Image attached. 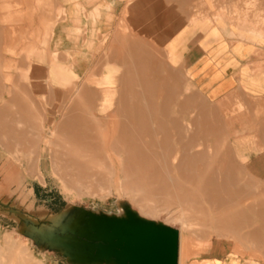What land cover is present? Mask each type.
I'll list each match as a JSON object with an SVG mask.
<instances>
[{
	"label": "crops",
	"instance_id": "0c3cea01",
	"mask_svg": "<svg viewBox=\"0 0 264 264\" xmlns=\"http://www.w3.org/2000/svg\"><path fill=\"white\" fill-rule=\"evenodd\" d=\"M90 147L227 239L203 264H264V0H0V194L80 185Z\"/></svg>",
	"mask_w": 264,
	"mask_h": 264
},
{
	"label": "rangeland",
	"instance_id": "374dc122",
	"mask_svg": "<svg viewBox=\"0 0 264 264\" xmlns=\"http://www.w3.org/2000/svg\"><path fill=\"white\" fill-rule=\"evenodd\" d=\"M90 143L88 142L87 145H90ZM92 153L91 147L85 150L83 159L85 165L81 169L86 176L89 175L88 180H84L86 177L83 174V182L79 185L75 183V178L71 180L79 175L78 171L63 173L67 180H71L68 183V188L64 189L55 173L47 175L32 174L31 177L35 180L29 182L30 189L20 190L19 196L11 201V205L37 219L40 225L48 224L50 215L62 213L72 215L79 208L109 215H122L124 205H129L143 218L166 224L181 231L180 264H203V261L207 259H220L226 256L220 253H210L209 251H211V246H220L227 239L193 236L195 233L197 235L208 233L205 230L204 222L192 221L190 223L184 221V225H182L183 222L177 220L181 209H178L174 204L176 199L170 197L171 190L163 192L169 196L164 195L162 198L160 194L155 196L152 193L148 194V198H146L136 191L126 195L121 188L122 181L118 178L114 181L113 176L108 172V159H98L92 156ZM55 160L53 159V161ZM90 161L93 162V165L89 168L88 163ZM53 167L55 170L61 169L59 164L55 165V162H53ZM101 189L104 191L103 195H100L99 190ZM140 207L145 209L141 210ZM18 218L21 219V216L8 218L0 215V264H13V256L18 253L17 249H23L20 257L24 259V264H68L61 254L49 252L45 248L37 246L27 236L26 224ZM242 241L241 238L231 239L232 244L238 242L241 245ZM9 252H12V254L10 253L12 256ZM9 256L10 258H8Z\"/></svg>",
	"mask_w": 264,
	"mask_h": 264
},
{
	"label": "water",
	"instance_id": "95a60500",
	"mask_svg": "<svg viewBox=\"0 0 264 264\" xmlns=\"http://www.w3.org/2000/svg\"><path fill=\"white\" fill-rule=\"evenodd\" d=\"M12 200L0 194V215L21 216L27 236L68 264H179L180 231L143 218L129 205L122 215L79 208L72 215H50L48 224L40 225Z\"/></svg>",
	"mask_w": 264,
	"mask_h": 264
},
{
	"label": "bare ground",
	"instance_id": "6f19581e",
	"mask_svg": "<svg viewBox=\"0 0 264 264\" xmlns=\"http://www.w3.org/2000/svg\"><path fill=\"white\" fill-rule=\"evenodd\" d=\"M197 7V6H196ZM191 26H193V25H191ZM152 57V56H151ZM153 58V57H152ZM150 59V58H149ZM154 59V58H153ZM153 63H155V62H153ZM149 64H150V62H149ZM156 64V63H155ZM145 65V64H144ZM153 66H154V64H153ZM156 66H158V65H156ZM155 66V67H156ZM160 67V66H159ZM166 67H167V65H166ZM154 71V70H153ZM155 72V71H154ZM166 82V81H165ZM165 86V85H164ZM191 93V92H190ZM187 94V93H186ZM183 95V94H182ZM189 95V94H188ZM134 96V95H133ZM134 98H136V97H134ZM165 98V97H164ZM189 98V97H188ZM193 98V97H192ZM183 99V98H182ZM135 99H133V101H134ZM181 100V99H180ZM184 100H185V98H184ZM144 101V100H143ZM186 101H187V99H186ZM135 102H136V100H135ZM148 102H150V100L148 101ZM144 103V102H143ZM145 103H147L146 102V99H145ZM187 103V102H186ZM186 103H184V104H186ZM190 103V102H189ZM133 105H135L134 103H133ZM180 105V104H179ZM187 105V104H186ZM185 105V106H186ZM190 105V104H189ZM196 105H197V103H196ZM133 107V106H132ZM179 107V106H178ZM184 107V106H183ZM153 108V107H152ZM151 108V109H152ZM191 108V107H190ZM134 109V108H133ZM133 109H132V112H133ZM142 109V108H141ZM140 109V110H141ZM197 109V108H196ZM200 109V108H199ZM234 109V108H233ZM241 109V108H240ZM139 110V109H138ZM144 110V109H143ZM142 110V111H143ZM149 110V109H148ZM181 110H182V108H181ZM186 110V109H185ZM190 110V109H189ZM233 111V110H232ZM134 112H135V109H134ZM238 113V112H237ZM135 114V113H134ZM139 114V113H138ZM146 114H148V113H146ZM187 115V114H186ZM146 116V115H145ZM150 117V115L148 114L147 115V117ZM152 116V115H151ZM196 116V115H195ZM134 117V116H133ZM136 117V116H135ZM153 117V116H152ZM161 117V116H160ZM195 118V117H194ZM134 120H135V118H133ZM143 120V119H142ZM155 120V119H154ZM194 120V119H193ZM150 121V120H149ZM154 121H152V123H153ZM159 122L161 123V120L159 119ZM196 122V121H195ZM137 123V122H136ZM151 123V122H150ZM155 123V122H154ZM164 123V122H163ZM184 123V122H183ZM143 124V123H142ZM197 126V125H196ZM142 127V126H141ZM152 127H153V125H152ZM175 127V126H174ZM180 127V126H179ZM203 127V126H202ZM138 128V127H137ZM154 128V127H153ZM152 128V129H153ZM186 128V127H185ZM140 129V128H139ZM190 129V128H189ZM165 130V129H164ZM175 131H176V129H175ZM189 130H187V132H188ZM134 132V131H133ZM152 132H153V130H152ZM197 132V131H196ZM203 132V131H202ZM201 132V133H202ZM157 133V132H156ZM208 133H209V131H208ZM207 133V134H208ZM159 134H161V133H159ZM138 135V134H137ZM204 136V135H203ZM209 136V135H208ZM148 137V136H147ZM197 138V137H196ZM205 138V137H204ZM149 139V138H148ZM155 139V138H154ZM200 139H202V136L200 137ZM205 139H207V138H205ZM160 140V139H159ZM197 140H199V139H197ZM140 141V140H139ZM150 141H152V140H150ZM176 141V140H175ZM142 142V141H141ZM154 142V141H153ZM187 142V141H186ZM195 143H197V141H194ZM143 144H144V142H142ZM149 143V142H148ZM177 143V142H176ZM201 143H203L202 141H201ZM201 143H200V145H201ZM152 144V143H151ZM189 144V143H188ZM191 144V143H190ZM204 144V143H203ZM134 145V144H133ZM140 145V144H139ZM155 145V144H154ZM177 145V144H176ZM181 145H182V143H181ZM152 146V145H151ZM191 146V145H190ZM205 146V145H204ZM148 147V146H147ZM158 147V145L156 146V148ZM193 147V146H192ZM192 147H190V148H192ZM235 147V146H234ZM185 148H186V146H185ZM190 148H188V149H190ZM196 148V147H195ZM152 149V148H151ZM153 149H155V148H153ZM176 149V148H175ZM158 150V149H157ZM163 150V149H162ZM233 150V149H232ZM164 151V150H163ZM168 151V150H167ZM174 151V150H173ZM193 151V150H192ZM196 151V150H195ZM148 152H150V151H148ZM190 152V151H189ZM137 153H139V152H137ZM156 153V152H155ZM157 153H159V152H157ZM161 153H163V152H161ZM160 154V153H159ZM176 154V153H175ZM174 154V155H175ZM184 154V153H183ZM189 154H191V152L189 153ZM137 155H140V154H137ZM146 155V154H145ZM168 155V154H167ZM166 155V156H167ZM232 155V154H231ZM153 156H154V154H153ZM158 156V155H157ZM182 156V155H181ZM193 156V155H192ZM145 157V156H144ZM233 157V156H232ZM154 158V157H153ZM188 158H190V157H188ZM202 158V157H201ZM204 158H205V155H204ZM151 159V158H150ZM235 159V158H234ZM147 160V159H146ZM155 160V159H154ZM180 160H181V158H180ZM143 161V160H142ZM153 160L151 159V162H152ZM198 161H200V160H198ZM150 162V161H149ZM169 162H171V161H169ZM204 162V161H203ZM158 163V162H157ZM194 163V162H193ZM146 164V163H145ZM239 164V163H238ZM148 165V164H147ZM164 165H165V163H164ZM173 165V164H172ZM190 165V164H189ZM193 165V164H192ZM228 166H229V164H227ZM170 166V165H169ZM202 166H204V163H203V165ZM155 167V165L153 166V168ZM175 167V166H174ZM183 167V166H182ZM196 167V166H195ZM201 167V166H200ZM199 167V169H201ZM137 168V167H136ZM157 168V167H156ZM235 168V167H234ZM134 169H135V167H134ZM160 169V168H159ZM158 169V170H159ZM167 168H165V170H166ZM190 169H191V167H190ZM203 169V168H202ZM226 169V168H225ZM161 170V169H160ZM169 170V169H168ZM167 170V171H168ZM163 171V170H162ZM184 171H185V169H184ZM190 171H192V170H190ZM157 172V171H156ZM175 172H176V170H175ZM186 172V171H185ZM224 172V171H223ZM171 173H172V171H171ZM170 173V174H171ZM182 173H184V172H182ZM194 173V172H193ZM204 173V172H203ZM170 174H168L169 176H170ZM136 175V174H135ZM155 175H157V174H155ZM173 175V174H172ZM178 175H179V173H178ZM187 175V174H186ZM186 175H185V177H186ZM79 177H78V180H82L83 179V176H81V175H78ZM137 176H139V175H137ZM162 176V175H161ZM136 177V176H135ZM174 177V176H173ZM176 177V176H175ZM174 177V178H175ZM132 178H134V177H132ZM156 178V177H155ZM173 178V179H174ZM181 178V177H180ZM227 178V177H226ZM162 179V178H161ZM167 179V178H166ZM231 179V178H230ZM84 180H85V178H84ZM186 180V179H185ZM164 182V181H163ZM171 182V181H170ZM169 182V183H170ZM176 182V181H175ZM178 182V181H177ZM192 182V181H191ZM173 183V182H172ZM171 183V184H172ZM205 183V182H204ZM243 183V182H242ZM165 184V183H164ZM177 184H180V183H177ZM224 184V183H223ZM193 185V184H192ZM243 185V184H242ZM147 186V185H146ZM162 186V185H161ZM169 186V185H168ZM173 186H174V183H173ZM176 186V185H175ZM135 187V188H134ZM165 187H166V185H165ZM180 187V186H179ZM182 187H184V185L182 186ZM195 187V186H194ZM146 188H148V187H146ZM164 188V187H163ZM171 188V187H170ZM169 188V189H170ZM196 188V187H195ZM202 188H203V186H202ZM135 189V190H134ZM145 189V188H144ZM151 189V188H150ZM165 189V188H164ZM153 190V189H152ZM157 190V189H156ZM159 190V189H158ZM176 190V189H175ZM178 190V189H177ZM189 190V189H188ZM205 190V189H204ZM233 190V189H232ZM231 190V191H232ZM237 190H238V188H237ZM249 190V189H248ZM133 191H136L137 193H140V185L139 184H135L134 182H133ZM155 191V190H154ZM160 191V190H159ZM166 191V190H165ZM235 191H236V188H235ZM176 192V191H175ZM174 192V193H175ZM184 192V191H183ZM185 192H186V190H185ZM189 192V191H188ZM206 192V191H205ZM233 192V191H232ZM231 192V193H232ZM156 193H158L159 194V192H156ZM162 193V192H161ZM203 193V192H202ZM242 193V192H241ZM142 195H143V197H146V198H148V196H147V194H146V192H142L141 193ZM157 194V195H158ZM168 194V193H167ZM188 194V193H187ZM194 194V193H193ZM192 194V195H193ZM247 194V193H246ZM180 195V194H179ZM184 195V194H183ZM205 195V194H204ZM233 195V194H232ZM161 196H163V194L161 195ZM229 196V195H228ZM249 196V195H248ZM142 197V196H141ZM194 197V196H193ZM203 197H205V196H203ZM162 198V197H161ZM177 198H179V196L177 197ZM176 198V199H177ZM197 198V197H196ZM196 198H194V199H196ZM229 198V197H228ZM175 199V198H174ZM184 199V198H183ZM239 199V198H238ZM181 200V199H180ZM205 200H206V197H205ZM256 200V199H255ZM174 201V200H173ZM256 202V201H255ZM174 203V202H173ZM209 203V202H208ZM155 204V203H154ZM163 204V203H162ZM177 204V203H176ZM195 204V203H194ZM239 204V203H238ZM178 205V204H177ZM186 205V204H185ZM190 205V204H189ZM219 205V204H218ZM250 205V204H249ZM145 206H146V204H145ZM156 206V205H155ZM160 206V205H159ZM187 206V205H186ZM193 206H195V205H193ZM251 206V205H250ZM147 207V206H146ZM163 207V206H162ZM179 207V206H178ZM141 208V207H140ZM148 208V207H147ZM194 208V207H193ZM217 208V207H216ZM145 209V208H144ZM143 208H141V210H144ZM149 209V208H148ZM152 209V208H151ZM155 209V208H154ZM196 209H197V207H196ZM202 209V208H201ZM247 209V208H246ZM150 210V209H149ZM192 210V209H191ZM203 210V209H202ZM205 210V209H204ZM203 210V211H204ZM207 210V209H206ZM205 210V211H206ZM251 210H253V209H251ZM151 211V210H150ZM188 211V210H187ZM186 211V212H187ZM211 211V210H210ZM215 211V210H214ZM226 211V210H225ZM228 211V210H227ZM230 211V210H229ZM160 212V211H159ZM161 212H162V210H161ZM173 212V211H172ZM180 212V211H179ZM195 212V211H194ZM202 212V211H201ZM221 212V211H220ZM144 213V212H143ZM157 213V212H156ZM187 213H190V211H188ZM198 213V212H197ZM200 213V212H199ZM213 213V212H212ZM174 214V213H173ZM172 214V215H173ZM201 214H203V213H201ZM177 215V214H176ZM213 215V214H212ZM179 216V215H178ZM205 216H207L206 214H205ZM204 215H203V217H205ZM185 217V216H184ZM190 217V216H189ZM189 217H187V218H189ZM195 217V216H194ZM216 217V216H215ZM218 217H221V216H218ZM170 218V217H169ZM212 218H214V217H212ZM180 219V218H179ZM183 219V218H182ZM185 219H186V217H185ZM178 220V219H177ZM184 220V219H183ZM182 220V221H183ZM193 220H194V218H193ZM217 220V219H216ZM181 221V220H180ZM185 221V220H184ZM191 221V220H190ZM189 221V222H190ZM205 221V220H204ZM214 221V220H213ZM191 223V222H190ZM182 225H184V222H183V224ZM209 225V224H208ZM230 226V225H229ZM186 227V226H185ZM218 227V226H217ZM216 227V228H217ZM187 228V227H186ZM202 228H204V227H202ZM241 228V227H240ZM254 229V228H253ZM260 229H262V228H260ZM217 230V229H216ZM234 230V229H233ZM230 231V230H229ZM264 231V230H263ZM254 235H255V233H254ZM253 235V236H254ZM256 237V236H255ZM257 238V237H256ZM257 240V239H256ZM253 241V240H252ZM8 245H9V243H8ZM12 251V250H11ZM17 251H18V253L16 254V255H14L13 256V264H24V259H22L21 257H20V255H21V251L23 252V249L21 250V249H17ZM12 254V252H9V254ZM10 254V255H11ZM13 254H14V252H13ZM3 255V254H2ZM5 255V254H4ZM7 256H8V254H7ZM12 256V255H11ZM8 258H10V256L8 257Z\"/></svg>",
	"mask_w": 264,
	"mask_h": 264
}]
</instances>
